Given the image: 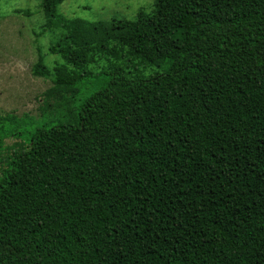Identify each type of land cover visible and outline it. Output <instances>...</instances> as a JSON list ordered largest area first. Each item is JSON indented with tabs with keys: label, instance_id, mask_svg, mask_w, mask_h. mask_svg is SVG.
<instances>
[{
	"label": "trees",
	"instance_id": "1",
	"mask_svg": "<svg viewBox=\"0 0 264 264\" xmlns=\"http://www.w3.org/2000/svg\"><path fill=\"white\" fill-rule=\"evenodd\" d=\"M62 1L40 2L39 116L0 113V155L22 139L0 166V264H264V0L94 21Z\"/></svg>",
	"mask_w": 264,
	"mask_h": 264
},
{
	"label": "rangeland",
	"instance_id": "2",
	"mask_svg": "<svg viewBox=\"0 0 264 264\" xmlns=\"http://www.w3.org/2000/svg\"><path fill=\"white\" fill-rule=\"evenodd\" d=\"M41 0H0V113H13L21 116L31 113L39 116L38 105L45 100L43 92L51 86L50 78L35 76L31 66L37 60L38 49L34 32L40 30L44 16L40 7ZM153 8V0H63L58 10L67 16L81 17L87 20H107L116 18H134L138 10L149 12ZM16 9L30 10L31 15L16 13ZM58 31L39 36L41 53L48 65H52L58 56L50 53L48 43L56 38ZM109 59H124L103 57L95 65H109ZM100 67H95L98 69ZM144 72L151 71L149 67ZM83 89L77 102L88 95ZM53 105L47 110L49 114L62 115L74 105V98L68 95L65 99L51 98ZM22 139L7 138L1 150L4 166L5 157L11 151L15 142Z\"/></svg>",
	"mask_w": 264,
	"mask_h": 264
}]
</instances>
